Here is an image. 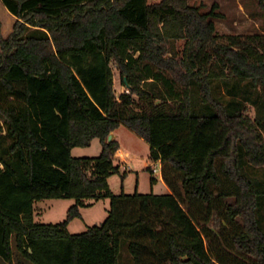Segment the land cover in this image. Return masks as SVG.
<instances>
[{"label":"trees","instance_id":"16d2710c","mask_svg":"<svg viewBox=\"0 0 264 264\" xmlns=\"http://www.w3.org/2000/svg\"><path fill=\"white\" fill-rule=\"evenodd\" d=\"M1 2L15 22L0 29V258L119 264L124 238L131 264H264V177L250 171L264 168V33L219 34L217 4L188 0ZM121 124L148 142L167 192L111 191ZM94 138L98 156L71 155ZM49 198L74 202L35 221ZM102 198L106 218L70 233Z\"/></svg>","mask_w":264,"mask_h":264},{"label":"rangeland","instance_id":"374dc122","mask_svg":"<svg viewBox=\"0 0 264 264\" xmlns=\"http://www.w3.org/2000/svg\"><path fill=\"white\" fill-rule=\"evenodd\" d=\"M190 3L203 4L204 9H209L213 4H217V10L223 14V17L214 19L216 30L219 34H250L264 33V0H188ZM15 17L9 13L0 0V29L3 36L8 35L12 30ZM183 41H177L176 48L180 51ZM231 84V82H229ZM217 93L221 94L225 99L228 95L224 84L218 80L213 82ZM114 86L116 94L124 91L125 87L121 84L118 72L114 74ZM256 96H253V99ZM255 102L244 100V104L248 108L251 116H254L257 111ZM117 140L121 143L123 151L131 155L126 158L129 163V168H125L127 163L120 164L119 172H116L108 177V183L111 191L114 194L133 193L135 190L139 193H165L167 188L163 183H154L151 185V177L154 175L148 164L150 157V146L143 138L129 129L126 125L121 124L116 130ZM102 145L98 138H94L88 146H77L71 149L72 156H98L101 152ZM124 158V155L119 159ZM126 170L125 175L122 173ZM250 171L255 175L264 177V168H250ZM158 179V174L154 175ZM74 202L73 198H53L41 199L37 201V208L40 214L35 215V221L41 223H57L62 221L67 214L69 206ZM259 220L260 225L264 228V203L261 202ZM110 207V199L102 198L94 201L89 208L84 209L82 218L73 219L68 225V231L78 233L85 231L88 227L94 224H100L107 216ZM43 210L41 211V209ZM42 212V213H41ZM119 264H131L132 257L128 250V241L124 238L121 240L120 252L118 257ZM0 264H33L29 261L18 262V259L13 257L11 263L0 258Z\"/></svg>","mask_w":264,"mask_h":264},{"label":"crops","instance_id":"0c3cea01","mask_svg":"<svg viewBox=\"0 0 264 264\" xmlns=\"http://www.w3.org/2000/svg\"><path fill=\"white\" fill-rule=\"evenodd\" d=\"M113 138H115V139H117V137H116V133H115V130L111 133V139H113ZM120 143V142H119ZM120 151H121V154H125L126 156H127V158H129L130 159V161H131V159H132V157H131V155L129 154V153H127V152H124L123 151V148H122V145H121V143H120ZM127 158H125V161H127L128 159ZM127 159V160H126ZM130 161L127 163V166L125 167L126 169L127 168H129V163H130ZM158 182H160V183H163V185L167 188V190H168V187H167V185L164 183V181L162 180V178H161V175H158V179L156 180V183H158ZM49 199H53V198H49ZM39 201V200H38ZM88 201V200H87ZM34 212H33V218L35 217V215L36 214H40V212L38 211V210H36V206H37V208H41L39 205H37V201H35L34 202ZM86 208H89V206H83V207H81L80 208V217H77V218H82L83 217V211H84V209H86ZM43 210V208L41 209V211ZM42 213V212H41ZM73 219H75V218H73ZM72 219V220H73ZM34 220H35V218H34ZM71 220V221H72ZM70 221V222H71ZM69 222V223H70ZM69 223H68V225H69ZM68 225H67V227H68ZM67 230H68V228H67ZM71 233V232H70Z\"/></svg>","mask_w":264,"mask_h":264},{"label":"built area","instance_id":"2783aa9c","mask_svg":"<svg viewBox=\"0 0 264 264\" xmlns=\"http://www.w3.org/2000/svg\"><path fill=\"white\" fill-rule=\"evenodd\" d=\"M126 163H128L126 161ZM125 163V164H126ZM151 168V172L154 174V175H161V164L159 161H151L150 164H148Z\"/></svg>","mask_w":264,"mask_h":264},{"label":"water","instance_id":"95a60500","mask_svg":"<svg viewBox=\"0 0 264 264\" xmlns=\"http://www.w3.org/2000/svg\"><path fill=\"white\" fill-rule=\"evenodd\" d=\"M108 140H111V134L108 135Z\"/></svg>","mask_w":264,"mask_h":264}]
</instances>
